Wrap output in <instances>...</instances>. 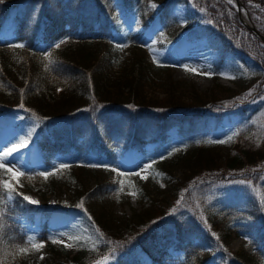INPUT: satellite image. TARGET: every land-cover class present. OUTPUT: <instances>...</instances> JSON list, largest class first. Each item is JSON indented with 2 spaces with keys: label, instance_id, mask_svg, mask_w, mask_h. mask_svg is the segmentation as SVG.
<instances>
[{
  "label": "trees",
  "instance_id": "16d2710c",
  "mask_svg": "<svg viewBox=\"0 0 264 264\" xmlns=\"http://www.w3.org/2000/svg\"><path fill=\"white\" fill-rule=\"evenodd\" d=\"M159 1V20L165 22L181 0ZM184 1L206 23L192 32L206 39L209 70L228 71L241 81L253 73L249 92L217 84L219 94L194 89L180 93L166 62L147 57L144 31L129 33L135 20L144 19L143 0H117L108 12L105 7L111 0H44L42 5L41 0H0V137L19 142L31 132L28 144L36 143L40 150L39 160H27L20 184L33 191L46 186L44 197L52 191L46 182L51 175H40L38 165L50 169L55 159L69 167L85 165L95 174L91 187L72 176L75 191L53 205H33L18 195L4 218L6 243L0 245L4 264L22 262L16 246H25L27 229L35 223L36 239L55 250L49 220L69 214L76 220L70 222L68 236L85 237L89 229L98 236L95 249L92 243L71 240L76 249L60 248L64 259L51 264H97L137 242L141 248L123 264H264V194L235 191L209 202L201 197L198 205L193 195L203 192L200 186L231 173L259 180L264 169V126L254 117L263 107L264 42L224 0ZM240 2L264 36V0ZM21 44L24 47H16ZM118 46L131 49L128 58L121 57ZM156 75L162 96L146 89ZM224 103L232 104L239 117L226 152L209 143L199 122L205 111ZM173 121L177 124H169ZM130 129L134 132L128 145L150 161L149 178L164 188L155 194L127 174L130 189L144 204L133 216L114 223L99 204L120 186L97 166L116 163L108 148L111 134ZM173 163L182 165L181 177L173 175ZM0 180L15 185L10 173L0 175ZM181 195L189 201L188 208L166 217L167 206ZM246 220L251 221L243 234L247 240L241 250L232 251V234L222 227L234 222L241 227L239 222Z\"/></svg>",
  "mask_w": 264,
  "mask_h": 264
},
{
  "label": "rangeland",
  "instance_id": "374dc122",
  "mask_svg": "<svg viewBox=\"0 0 264 264\" xmlns=\"http://www.w3.org/2000/svg\"><path fill=\"white\" fill-rule=\"evenodd\" d=\"M229 5H231L227 0H224ZM115 2L117 0H111V4L106 5V11H110V8L116 6ZM44 0H41V5ZM142 14H144L143 20H135L129 33L142 29L144 32L143 38H145L144 49L147 57L154 61L157 59H162L166 62V65L170 67L171 78L175 81L177 90L182 94H187L192 89L196 90L198 93L208 94L214 90L217 94V90L220 84L225 87H230L233 89H247L249 92V79L254 78L253 73H249L242 81L236 76L232 75L228 71H222L219 74H215L209 70L210 66V52L206 46V39L199 36L200 32H192L194 28L198 25H205V21L196 14L191 4L187 1L181 0L177 2L171 10L172 16L165 22L159 20V15L161 12V1L159 0H143ZM155 4L156 7L152 8L151 5ZM114 5V6H113ZM243 13V11H242ZM114 15L115 11H111ZM124 48V49H123ZM122 48L121 57L128 58L131 49ZM136 50V49H135ZM187 65L189 68H197L200 70L201 74H194L190 71H185L184 67ZM211 72L212 76H206L203 73ZM235 77L234 79L231 77ZM165 75L162 76L164 79ZM157 75L152 76L147 82V90L151 93L159 92L157 87ZM160 96L163 93L160 91ZM263 102V107L260 112H258L254 117V122L264 126V94L261 96ZM204 117L199 121L204 129L207 130L206 136L208 139L216 143L222 152H226L229 142L228 137L232 136L234 130L239 122V117L236 110L232 104L224 103L220 106L215 107L213 110L205 111ZM169 124H177L176 121ZM134 129L129 131H115L111 134V141L108 142V148L111 154H115L117 161L114 164L101 163L97 166L105 176H107L112 181L118 182L120 188L112 191L110 196L103 199L99 205L102 206L105 216L114 223L124 218H129L137 213L144 202L130 193L134 191L131 188L133 184L126 181L125 176L127 174H132L139 172L140 175H134L140 181H143L146 185V190L153 193H161L164 188L162 182H154L150 179V168L145 170V166L150 164V161L144 157L136 154L135 150L128 145V140L131 138ZM15 133L14 135H16ZM17 136V135H16ZM152 135H146L145 138H151ZM219 141H226L225 143H220ZM17 143L13 140H8L6 138L0 137V152L4 151L6 148L11 147L12 144ZM152 142L149 141L146 146H151ZM122 154V157H120ZM12 157H17L15 161L9 163L8 167H14V170L24 171L26 162L28 159L39 160L40 150L36 143H30L27 147L13 153L8 160H12ZM54 164L50 169H45L43 166L38 165L39 173H53V176L47 179V184L52 187V191L46 194L44 197L42 194L48 190V188L40 187L33 191L32 189L23 187L20 183L15 185L18 186L19 191L22 196L27 195L32 199L38 201L41 206L44 202L48 204H55L58 199L67 197L75 191L76 184L72 176H76L81 183L86 187H91L95 181V174L91 173L88 167L85 165L75 164L73 167H67V169L60 168L62 163H59L57 159L52 161ZM67 165V164H66ZM116 169V171H112ZM182 165L180 163L172 164V173L175 177L182 176ZM120 173L125 175L121 176ZM258 173L257 171L255 172ZM259 180L253 182L250 178H243V174L231 173L225 175L223 179H215L211 182H207L206 186H200L199 189H203L202 193H196L193 191L194 203L198 205V200L204 197L206 202L212 201L219 196L224 194H230L232 192L238 191L246 194H253L256 196H261L264 194V169L259 171ZM11 176V173H10ZM45 177V176H44ZM142 177H147L144 179ZM122 191H119L120 189ZM119 196L117 197V193ZM183 195L180 199L171 201L172 203L167 206L165 216H170L175 212H180L181 209L186 210L188 207L185 204H190ZM196 200V201H195ZM178 201H180L178 205ZM193 203V202H192ZM76 220L75 216L66 215L62 217L60 215H54L49 220V225L53 229L52 237L62 239L63 243H53L55 250H49L44 243V247L39 251L31 248L29 245V251L23 254V260L19 264H51L57 259H64V255L59 251L60 248L67 252H73L76 247L72 244L71 240L68 238V230L70 228V222ZM251 221L246 220L239 222L241 227L236 225V222L223 226L229 230L232 234V238L229 244V248L232 251H239L244 246L246 242V237L243 234L248 232L245 227L250 224ZM37 225H31L28 227L27 232L29 236L37 235ZM245 232V233H244ZM60 233H65L63 237H60ZM91 237L92 242L98 240V236L92 233L91 230L87 229L86 236ZM37 240V239H36ZM37 242H42L38 241ZM88 242V243H92ZM65 245H73L71 247H65ZM141 248V243L137 242L125 249L123 252L114 251L108 257L107 261L103 259L102 264H123V261L132 253H136ZM214 254V253H213ZM43 257V258H41Z\"/></svg>",
  "mask_w": 264,
  "mask_h": 264
},
{
  "label": "snow or ice",
  "instance_id": "6c2138e0",
  "mask_svg": "<svg viewBox=\"0 0 264 264\" xmlns=\"http://www.w3.org/2000/svg\"><path fill=\"white\" fill-rule=\"evenodd\" d=\"M228 2L231 4L233 3V0H228ZM152 8H155L156 5L153 4L151 5ZM63 43V41L61 42ZM16 47H24V45H16ZM57 48L60 47V44H57L56 45ZM121 48H123V46H118ZM155 60V58H154ZM184 67V70L185 71H190L194 74H201L200 73V70L193 67V68H189L187 65L183 66ZM204 75L206 76H212L213 73L211 72H207V73H203ZM231 78H235L234 76L231 77ZM249 95H251V92L249 93ZM28 138H20L19 139V142L17 143H14L12 144L11 147H8L6 148L4 151L0 152V170H5L4 173H0V175L2 174H6V173H11V178L12 180H15L16 181V184H19L20 183V178L21 177H25V173L23 171H19V170H14V167H8L7 165L9 163H12L13 161H15L17 159V157H12V160H8V158L10 156H12L13 153H16L18 152L19 150L25 148L28 146V143H29V139L31 138V132H29L27 134ZM233 139L232 136H229L228 137V141H231ZM220 143H225L226 141H219ZM209 143H211V141H209ZM60 168H67L69 167L68 165L66 164H62L59 166ZM93 167H95V165H93ZM152 167V164H148L145 166V170L148 169V168H151ZM112 171H116V169H112ZM53 173H40V175L42 176H49V175H52ZM121 176L125 175L124 173H120ZM134 175H137L139 176L140 173L137 172V173H134ZM26 178H30V177H26ZM144 179H147V177H142ZM123 189L121 188L119 191H122ZM131 195L135 196L136 193L133 192V193H130ZM18 195H22L21 193H18L16 191V186L10 181V180H0V245H3L6 243V240H5V235H4V232H5V222H4V218L7 214V206L9 204H11ZM119 196V192L117 193V197ZM23 200L24 201H27L28 203L30 204H38V201L32 199L31 197L27 196V195H24L23 196ZM178 205L180 203V201L177 202ZM78 207H82V202L80 205H78ZM60 237H63L64 235H66L65 233H60L59 234ZM213 236L215 237L216 234L213 233ZM70 240L73 241V244L81 241V240H84L85 243H88V242H92V238L91 237H83V236H80V235H76V236H72V235H69L68 237ZM51 240L52 243H63V240L62 239H58L56 237H50L49 238ZM217 240H219V237H216ZM31 246L32 249L36 250V251H39L41 248L44 247V243L43 242H37L36 240V237L35 236H29L25 242V246L24 247H19V246H16L17 247V250L20 254H26L28 251H29V248L28 246ZM73 245H65V247H71ZM95 242H92V247L93 249H95ZM3 249L0 248V255H3ZM43 258V257H41ZM108 257H104L103 260L104 261H107ZM0 264H4V261L3 259H0ZM97 264H102V261H97Z\"/></svg>",
  "mask_w": 264,
  "mask_h": 264
},
{
  "label": "water",
  "instance_id": "95a60500",
  "mask_svg": "<svg viewBox=\"0 0 264 264\" xmlns=\"http://www.w3.org/2000/svg\"><path fill=\"white\" fill-rule=\"evenodd\" d=\"M228 1V0H227ZM231 5L234 6V9L237 11V13L239 14V18L241 20V22L247 26V28H249V30L255 35L257 36L262 42H264V36H262L257 30L256 28L253 26L247 11L245 10V8L242 6L240 0H233V3H231ZM242 11L245 13V17L243 18L242 16Z\"/></svg>",
  "mask_w": 264,
  "mask_h": 264
},
{
  "label": "bare ground",
  "instance_id": "6f19581e",
  "mask_svg": "<svg viewBox=\"0 0 264 264\" xmlns=\"http://www.w3.org/2000/svg\"><path fill=\"white\" fill-rule=\"evenodd\" d=\"M242 16H243V18H246V17H245V13H244V12L242 13Z\"/></svg>",
  "mask_w": 264,
  "mask_h": 264
}]
</instances>
